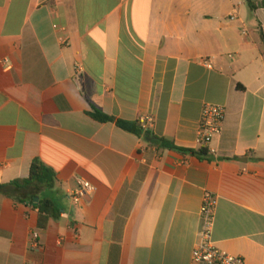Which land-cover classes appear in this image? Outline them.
I'll return each mask as SVG.
<instances>
[{"label":"crops","instance_id":"obj_1","mask_svg":"<svg viewBox=\"0 0 264 264\" xmlns=\"http://www.w3.org/2000/svg\"><path fill=\"white\" fill-rule=\"evenodd\" d=\"M254 2L0 0V184L39 160L63 208L42 229L38 209L0 195V264H196L206 194L214 246L264 264V0ZM208 104L225 109L212 161L91 116L146 118L197 150ZM82 181L96 191L75 204Z\"/></svg>","mask_w":264,"mask_h":264},{"label":"trees","instance_id":"obj_2","mask_svg":"<svg viewBox=\"0 0 264 264\" xmlns=\"http://www.w3.org/2000/svg\"><path fill=\"white\" fill-rule=\"evenodd\" d=\"M247 3L252 11L258 7L254 0H247ZM261 6L264 7V2ZM261 39L264 47V34L261 35ZM238 88L243 87L240 85ZM91 116L102 123L116 122L120 129L140 137L143 136L150 144L156 146L158 150L173 151L184 156H195L202 160H213L208 147H200L197 150L179 147L171 139L156 136L154 133L143 128L140 121L127 122L116 120L98 109L92 112ZM56 182V172L41 161L34 160L30 168L29 177L18 179L8 184H0V195L11 198L18 203L32 205L38 209L39 227L44 229L50 219L58 220L63 214L61 204L52 197ZM36 198H39L37 205H35Z\"/></svg>","mask_w":264,"mask_h":264},{"label":"built area","instance_id":"obj_3","mask_svg":"<svg viewBox=\"0 0 264 264\" xmlns=\"http://www.w3.org/2000/svg\"><path fill=\"white\" fill-rule=\"evenodd\" d=\"M82 72L79 64L74 66V73L77 76ZM225 119V109L220 106L206 105L204 106L202 119L199 129L198 144L200 147H208L212 141L220 136L223 130ZM143 128L146 129V118L139 120ZM96 191V187L88 181H82L80 188L70 195L75 204L80 203L87 196L92 195ZM216 200L211 194H206L201 208V229L200 241L198 242L194 253L193 261L196 264H247L241 257L229 255L218 248L212 242V233L215 219ZM39 234L33 233L30 246L37 248L39 246Z\"/></svg>","mask_w":264,"mask_h":264},{"label":"water","instance_id":"obj_4","mask_svg":"<svg viewBox=\"0 0 264 264\" xmlns=\"http://www.w3.org/2000/svg\"><path fill=\"white\" fill-rule=\"evenodd\" d=\"M39 202V198L35 199V205H37V203Z\"/></svg>","mask_w":264,"mask_h":264}]
</instances>
